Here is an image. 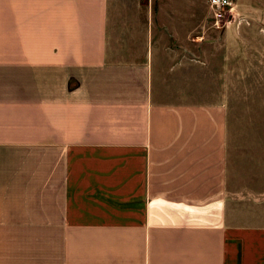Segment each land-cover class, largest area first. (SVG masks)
Here are the masks:
<instances>
[{"label":"crops","instance_id":"1","mask_svg":"<svg viewBox=\"0 0 264 264\" xmlns=\"http://www.w3.org/2000/svg\"><path fill=\"white\" fill-rule=\"evenodd\" d=\"M260 4L0 0V264H264L223 92Z\"/></svg>","mask_w":264,"mask_h":264},{"label":"rangeland","instance_id":"2","mask_svg":"<svg viewBox=\"0 0 264 264\" xmlns=\"http://www.w3.org/2000/svg\"><path fill=\"white\" fill-rule=\"evenodd\" d=\"M250 1L257 2L259 6L262 5L260 3L264 4V0ZM235 2L236 0H230V4ZM259 12L264 17V10ZM238 17L236 14L235 23L238 22ZM206 20L207 26H210V19ZM225 26L231 27L232 21ZM249 27L251 26L240 30L244 40L239 41L235 56L228 63L230 73L225 74L223 92L227 113L229 169L233 171V184L240 188L239 198L249 199L252 203L248 204L253 205L264 199V194H261L264 191V22L261 26H254L253 31L247 30ZM225 28L209 27L206 33L218 36L219 45V37L223 35ZM241 205L242 202L240 207Z\"/></svg>","mask_w":264,"mask_h":264},{"label":"built area","instance_id":"3","mask_svg":"<svg viewBox=\"0 0 264 264\" xmlns=\"http://www.w3.org/2000/svg\"><path fill=\"white\" fill-rule=\"evenodd\" d=\"M212 16L219 21L231 16L230 0H207Z\"/></svg>","mask_w":264,"mask_h":264}]
</instances>
